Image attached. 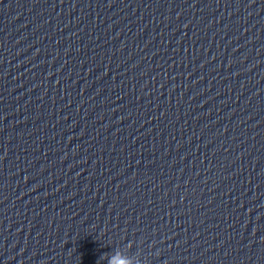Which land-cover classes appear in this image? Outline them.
I'll return each instance as SVG.
<instances>
[{"label":"clouds","instance_id":"1","mask_svg":"<svg viewBox=\"0 0 264 264\" xmlns=\"http://www.w3.org/2000/svg\"><path fill=\"white\" fill-rule=\"evenodd\" d=\"M110 264H132V261L117 254L110 259Z\"/></svg>","mask_w":264,"mask_h":264}]
</instances>
